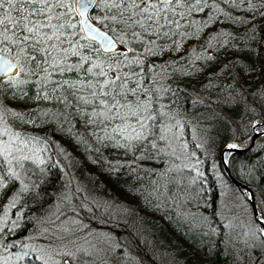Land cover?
Returning <instances> with one entry per match:
<instances>
[{
  "label": "trees",
  "instance_id": "1",
  "mask_svg": "<svg viewBox=\"0 0 264 264\" xmlns=\"http://www.w3.org/2000/svg\"><path fill=\"white\" fill-rule=\"evenodd\" d=\"M208 3L210 7L213 3L220 5L234 18L239 15V20L232 23L220 19L218 26L212 20L206 27L201 24L190 27V22L202 12H193L183 19L177 16L181 27L177 29L173 24L163 29L169 32L168 36L146 37L155 41L152 47L156 48V54L143 58L142 66H133L129 72L132 76L127 85L129 89L136 87L139 80L141 94L144 89L150 90L153 104L160 113L159 127L181 134L180 137L171 134L167 143L158 141L159 152L148 148L143 153L144 158L135 162V156H141L139 150L126 154L107 140L100 142L98 138L104 133L85 126L78 117L69 115L65 121L60 116V112L65 111L64 105L55 100L29 99L38 88L34 83L13 86L9 78L0 79V107L27 113L36 119L46 137H50L56 154L51 164L41 163L33 175L25 174L28 190L20 194L15 204L17 208L10 210L11 215L19 216L1 230L2 248L7 249L5 254H16L24 244L23 238L35 231L42 217L61 201L82 230L110 233L119 249L128 251L142 264H152L149 253H162L167 246L174 249L169 255L175 264H248L244 252L254 255L255 250L245 245L246 233L251 229L244 218L246 211L242 209L240 216L239 212L238 215H235L237 212H220V190L210 166L212 163L220 165V152L227 145L246 147L251 134L252 124L249 123L264 120V80L245 101L237 91L234 75L237 67L241 69L244 65L250 44L257 49L263 42L264 16L259 11L255 14L247 11V3L239 7L220 4L219 0H208ZM210 7L203 12L208 13ZM223 25H228L232 34L227 45L240 37L238 48H233L229 55L233 58L230 63L218 69L209 64L211 57L206 55L197 63L187 61L186 56L178 58L182 51H188L182 49L184 45L190 51L188 58L201 52L208 44L207 31L220 32ZM132 47L143 51L147 45L134 43ZM29 79L34 81L35 77ZM130 98L135 99L131 95ZM44 112L49 115L44 116ZM7 124L16 128L25 123L9 116ZM92 131L97 136L90 135ZM176 137L177 142L182 139L181 146L173 141ZM224 155L232 175L249 185L264 207L261 188L264 174L252 173L253 165L264 159V144H256L247 152ZM5 183L0 205L13 188L12 182ZM123 194L134 201L125 204L121 199ZM98 199L117 204L122 219L114 220L105 215ZM15 241L20 244L15 245ZM26 258L27 264H39Z\"/></svg>",
  "mask_w": 264,
  "mask_h": 264
},
{
  "label": "snow or ice",
  "instance_id": "2",
  "mask_svg": "<svg viewBox=\"0 0 264 264\" xmlns=\"http://www.w3.org/2000/svg\"><path fill=\"white\" fill-rule=\"evenodd\" d=\"M223 2L234 7L247 3V11L253 14L259 11L264 16L261 11L264 0ZM207 7L208 0H0V77H8L13 86L34 83L38 88L29 99L55 100L64 105L65 111H61L60 116L65 121L69 115L78 117L85 126L104 133L98 138L100 142L107 140L126 154L139 150L141 156H135V162L144 158L143 153L148 148L159 152L157 142L164 141L166 136L157 123L160 113L153 104L150 90L144 89L141 94L139 80L136 87H127L132 80L129 72L133 66H142L143 58L156 54V48L152 47L155 41L146 37L168 36L169 32L163 29L173 24L177 29L181 27L177 16L183 19ZM211 7L226 19L229 17L215 3ZM215 18L209 15L208 20L191 21L189 26L206 27ZM134 43L147 47L138 51L132 47ZM31 77L35 80L30 81ZM69 109L71 111H67ZM9 116L33 125L37 120L27 113L10 112L0 107V196L7 186L5 181L20 183L9 200L7 207L11 208L20 194L28 190L17 166L24 169L23 161L30 159L26 155L16 156L13 147L16 146V152H22L36 137L12 133L7 126ZM252 134L256 139L264 138V122L253 124ZM90 135L97 136V133L92 131ZM248 140L255 143L252 136ZM242 147V144L227 145L228 149ZM246 199L254 201L255 195L248 192ZM246 236V248L255 250V254L245 251L244 259L248 264H264V215L259 211L255 214L254 227ZM62 249H67V244L52 242L39 250L40 254L34 259L49 264L53 253L74 259L77 252H85L83 249ZM27 256L29 253L25 251L15 258L22 260ZM10 259L0 258V264H7ZM81 264L89 262L82 259Z\"/></svg>",
  "mask_w": 264,
  "mask_h": 264
},
{
  "label": "rangeland",
  "instance_id": "3",
  "mask_svg": "<svg viewBox=\"0 0 264 264\" xmlns=\"http://www.w3.org/2000/svg\"><path fill=\"white\" fill-rule=\"evenodd\" d=\"M219 1H221L220 4L224 3L223 0ZM218 7L222 10L223 13L229 14V17L227 19L225 18V15L214 12L212 7H210L208 13L202 12L195 17V21L203 22L205 20H208L209 15H213L216 17L214 19V22L217 26L220 19L231 21L232 23H236V19L239 20V15L234 18V15L231 12L224 11L225 9L220 5H218ZM230 32L231 31L229 30L228 25L221 26L220 32L209 29L207 31L208 44L201 48V52H199L198 54L194 53L190 56V58H188V52L190 51L184 45L182 49H187L188 51H182L181 55H178V58L180 59V57L186 56L187 61L197 63L201 56L206 55V57H211V59H208L210 61L209 64L211 66H217V68L219 69L224 63H230L232 61L233 58L229 57V55H232L233 48H238L236 44L237 40H239L240 37H238L236 39V42H233V44H231L233 41L231 40L229 44L230 46L227 45L229 41L228 37L230 35L232 36ZM262 37L264 39V34H262ZM250 45L252 47H249V49L247 50L248 55L247 59L244 61V65L242 64L241 69H239L238 66L237 71L234 74L235 79L238 83V86L236 87L237 91L238 93H240L242 100L245 101H248L250 99L249 93L257 88V85L264 80V40L262 43L256 46L257 49H254L253 44ZM197 47H200V44ZM255 122L249 124L253 125ZM7 126L12 133H19L21 137H36V140L27 148H23L22 152H16V146L13 147V151L16 156L26 155L30 157L29 160L23 161L24 169H20L17 166V171L21 172L25 183H27L25 174H29V176L33 175V173L37 172L38 168L41 167V163L47 162L51 164L53 162L56 155L54 152V148L50 141V137H46V134H44V128L40 125V123H36L35 125H33L32 123H25L24 125H18L16 128H13L8 124ZM163 132L166 136V139L164 140L166 143L170 139V136H172L171 134H176V136L178 134L179 137L181 136V134L171 132V130L167 129H165ZM251 135H253L252 131L250 136ZM177 138L178 137H176L173 141L177 142ZM192 138L194 139L193 135H191V139ZM181 143L182 139L181 142H177L175 144L181 146ZM256 144L257 146L264 144V138L258 139L256 141ZM17 145L22 147V145L19 144V141H17ZM171 147L174 148V145H171ZM193 147H196V144H193ZM59 150H62V148L59 147ZM203 163H206V161H204ZM210 170L220 190L218 196V207L220 212L222 214L237 212L235 215H238L239 212L240 216L241 210L243 209L244 212L246 211V214L244 213V218L249 221L252 229L254 227V224L252 223V214L246 197L228 182L225 174H223L222 172V168H220V165L218 163H212L210 166ZM258 171H261L264 174V159L262 161H257V164L253 165L252 173L256 172L257 174ZM194 173L196 174L195 169ZM191 181L194 184V180L191 179ZM11 187H13L12 191L6 196L4 203L0 205V229L2 230L4 229V227H6L7 223L12 220V218L19 216V214L11 215L10 212L11 208L16 209V206L11 208L7 207L13 193L18 191L20 187L19 181H12ZM261 188H263L264 190V184H262ZM121 199L125 201V204H131L134 201V198H131L130 196L124 194L122 195ZM255 200L258 211L263 214L264 207L258 201L257 196ZM98 201L100 210L105 215L111 217L114 220L120 221L122 219V216H120L119 214L120 211L118 210L119 208L117 204L103 199H98ZM17 213H19V211ZM42 218L43 220L42 222L40 220L37 229L23 238L24 244L16 254L27 251L29 253V256L27 257L34 259L36 255L40 254L39 250L45 249L52 242H55L57 245L61 243L67 244V249L62 250L70 249L72 251H76L77 249H83L85 250V252H77V256L74 259L66 256H57L53 253V260L49 261V264H56V262H59V264H64L65 260L68 261V264H81L82 259L87 260L89 264H142L140 261H138L137 258L135 259V257L132 256L128 251L119 249L116 239L110 233L82 230L83 228L79 226V223H77V221H75L73 214L67 212L61 201H58V203L56 202L54 205V209H52L50 213H46ZM1 232L2 231L0 230V235ZM68 241H74V243H68ZM14 243L17 246L20 244L19 241H15ZM2 245L3 243L0 240V258L11 257V259L7 261V264H27L26 257L22 260H17L15 258L16 254H5V250L7 249H3ZM173 250V248H169L167 246V248L163 250L162 253H149L150 258L153 261L152 264H175L174 258L169 255L171 252H173ZM37 262L39 264H42V262Z\"/></svg>",
  "mask_w": 264,
  "mask_h": 264
},
{
  "label": "water",
  "instance_id": "4",
  "mask_svg": "<svg viewBox=\"0 0 264 264\" xmlns=\"http://www.w3.org/2000/svg\"><path fill=\"white\" fill-rule=\"evenodd\" d=\"M7 78L8 77H0V79H7ZM257 123L258 122H255L254 124H257ZM252 140H256V138H255L254 135H252ZM253 145H254V143L250 140L249 144L246 147L239 148V149H228L227 147H224L221 150V152H220V165H221L222 170H223V172L225 174V177L228 180V182L236 190H238L241 194H247L248 192L253 193V191H252V189L249 186H247L244 183L240 182L238 179H236L232 175L229 167L225 163L224 154L225 153H243V152H247V151H249L253 147ZM246 200H247V202L249 204V207H250V210H251L252 219L255 220V214L258 212L256 202H255V200L254 201L253 200H248V199H246Z\"/></svg>",
  "mask_w": 264,
  "mask_h": 264
},
{
  "label": "flooded vegetation",
  "instance_id": "5",
  "mask_svg": "<svg viewBox=\"0 0 264 264\" xmlns=\"http://www.w3.org/2000/svg\"><path fill=\"white\" fill-rule=\"evenodd\" d=\"M258 123L259 122H264V120L263 121H257ZM251 131H252V127H251ZM252 136V135H251ZM258 139H256L255 140V143H254V145L253 146H255L256 145V141H257ZM250 142V141H249ZM249 144V143H248ZM241 182V181H240ZM245 184V183H244ZM249 186V185H248ZM250 187V186H249ZM251 188V187H250ZM252 189V188H251ZM252 191H253V189H252ZM253 193H254V191H253ZM242 195H244L245 197L247 196V194H242ZM254 195H255V193H254ZM256 198V197H255ZM255 202H256V200H255ZM257 205V204H256ZM258 210V209H257ZM262 214V213H261Z\"/></svg>",
  "mask_w": 264,
  "mask_h": 264
},
{
  "label": "bare ground",
  "instance_id": "6",
  "mask_svg": "<svg viewBox=\"0 0 264 264\" xmlns=\"http://www.w3.org/2000/svg\"><path fill=\"white\" fill-rule=\"evenodd\" d=\"M246 185V184H245ZM248 186V185H247Z\"/></svg>",
  "mask_w": 264,
  "mask_h": 264
}]
</instances>
